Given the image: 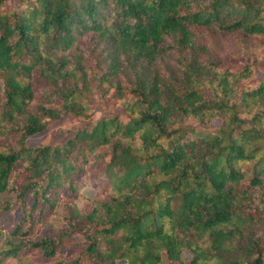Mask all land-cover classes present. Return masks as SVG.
<instances>
[{
    "label": "trees",
    "instance_id": "trees-1",
    "mask_svg": "<svg viewBox=\"0 0 264 264\" xmlns=\"http://www.w3.org/2000/svg\"><path fill=\"white\" fill-rule=\"evenodd\" d=\"M263 59L264 0H0V264H264Z\"/></svg>",
    "mask_w": 264,
    "mask_h": 264
},
{
    "label": "rangeland",
    "instance_id": "rangeland-1",
    "mask_svg": "<svg viewBox=\"0 0 264 264\" xmlns=\"http://www.w3.org/2000/svg\"><path fill=\"white\" fill-rule=\"evenodd\" d=\"M259 69L260 73H258L259 76H261L264 73V59L260 61L259 63ZM2 92V84L0 82V93ZM88 118H80V117H74V116H67L65 119L56 121L52 123L43 133L35 135L31 138H29L28 143L30 146H34L36 144H63L67 141L69 136L62 135V131L69 130L73 126H79L84 127L87 124H96L98 120H100L104 116H120L124 121L127 119V115L124 112L123 108L120 106H116L114 104L105 105L102 103H96L94 104V107L92 110L88 113ZM84 143H77L76 146H74L70 153L71 155H76L83 151L84 149ZM92 160L94 159L91 158ZM91 160V161H92ZM14 179V175L12 177V180ZM83 183L84 187L82 188L80 192V196L75 201L76 206L78 209L84 211V212H90L92 209L91 199L96 194L95 187L93 184L95 183L93 177L91 176V170L87 172V174L83 177ZM11 184L13 182L11 181ZM14 191H7L4 194L0 195V206H2L3 202L5 201H14ZM82 236H76L74 238V242H83ZM16 242L15 239H12L8 232L4 231L0 235V251L6 246L8 242ZM1 258V256H0ZM193 258V254L190 251H184L181 255V261L185 264L190 263V261ZM2 264H21L16 259H1ZM24 264H32L31 259H26ZM119 264H125L123 261L119 262ZM168 264V263H164Z\"/></svg>",
    "mask_w": 264,
    "mask_h": 264
}]
</instances>
